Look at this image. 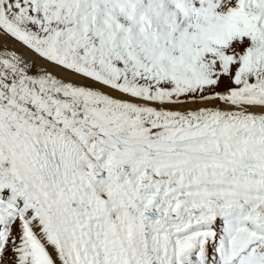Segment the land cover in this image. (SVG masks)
<instances>
[{"label":"snow or ice","instance_id":"1","mask_svg":"<svg viewBox=\"0 0 264 264\" xmlns=\"http://www.w3.org/2000/svg\"><path fill=\"white\" fill-rule=\"evenodd\" d=\"M0 264H264V0H0Z\"/></svg>","mask_w":264,"mask_h":264}]
</instances>
